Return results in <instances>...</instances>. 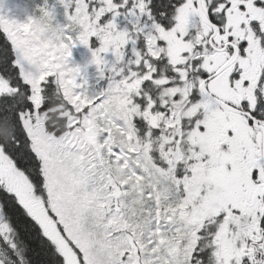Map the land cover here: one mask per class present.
<instances>
[{
  "label": "snow or ice",
  "instance_id": "snow-or-ice-1",
  "mask_svg": "<svg viewBox=\"0 0 264 264\" xmlns=\"http://www.w3.org/2000/svg\"><path fill=\"white\" fill-rule=\"evenodd\" d=\"M0 264H264V0H0Z\"/></svg>",
  "mask_w": 264,
  "mask_h": 264
},
{
  "label": "rangeland",
  "instance_id": "rangeland-1",
  "mask_svg": "<svg viewBox=\"0 0 264 264\" xmlns=\"http://www.w3.org/2000/svg\"><path fill=\"white\" fill-rule=\"evenodd\" d=\"M14 11V14H15V9L13 10ZM74 56L75 58L78 60V61H81L83 62L84 58H86L87 56V53H86V50L83 49V48H78L74 51ZM89 73L90 74H94V69L93 68H90L89 69Z\"/></svg>",
  "mask_w": 264,
  "mask_h": 264
}]
</instances>
